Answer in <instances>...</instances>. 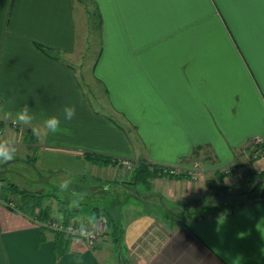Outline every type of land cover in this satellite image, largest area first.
<instances>
[{
    "label": "crops",
    "instance_id": "crops-1",
    "mask_svg": "<svg viewBox=\"0 0 264 264\" xmlns=\"http://www.w3.org/2000/svg\"><path fill=\"white\" fill-rule=\"evenodd\" d=\"M91 36L99 40L87 66L99 110L73 64L85 43L90 53ZM25 102L37 119L14 123ZM64 104L74 122L53 134L43 119L57 114L63 124L57 110ZM10 126L19 129L8 134L19 136L9 140L17 152L4 167L25 160L46 173L91 179L111 196L92 197L83 222L100 227L95 204L103 205L123 235L118 249L107 235L92 248L70 236L58 253L49 230L0 201V264H264V191L234 205L213 200L227 181L220 171L235 161L231 188L264 171V156L240 154L264 137V0H0L4 137ZM119 159L177 173L125 187ZM130 197L139 210L126 215Z\"/></svg>",
    "mask_w": 264,
    "mask_h": 264
},
{
    "label": "rangeland",
    "instance_id": "rangeland-1",
    "mask_svg": "<svg viewBox=\"0 0 264 264\" xmlns=\"http://www.w3.org/2000/svg\"><path fill=\"white\" fill-rule=\"evenodd\" d=\"M89 41H91V47L89 50L90 53H88V49L86 48L87 43H85V45L83 46V49L81 47L80 49H78L77 57L74 58L76 61L73 60L74 61L73 64H74V68L78 71V75L82 73V75L84 76L86 80L85 85H83V82L81 80V84L83 85V89L86 92V95L91 100L94 108L99 110L101 106V100H100L99 95L97 94L98 87L95 83L91 82L92 80L91 79V68L87 69L88 63L89 65H91L90 60L93 58L94 54L97 52V43L99 42V40L98 38L91 36V39H89ZM87 54L89 55L86 57ZM83 55L84 57L81 58L80 56H83ZM81 61H82V64H85L83 68L84 70L80 69V67L77 66V63ZM94 84L97 89L95 88ZM4 130L6 131V136L4 137L3 132L0 130L1 132L0 141L18 140L19 136H17V134L19 132L18 131L19 129L17 128V126H10L9 129H4ZM9 132H12L13 134L17 132V134L10 135L11 137L8 138ZM261 148H262V145L259 143H256L255 145L252 144L249 147H245L244 149L245 151L240 154L250 155L253 159H256L260 156L262 157L264 156V153L263 154L260 153ZM254 152H259V154L256 157H254L253 156ZM13 164L14 165L4 167L3 165H5V161L0 160V178L2 179V182H0V185H2L5 190H7L6 186L9 183H12V184L14 183L20 189L22 190L25 189L30 192H34L36 190L41 189L43 194H46V195L49 194L47 198L43 201V205L51 207V205L53 204V205H56L57 207L52 210L53 217L58 218L59 216H62V219H64L66 223L74 227H80L82 225H86L83 222L84 220H82L83 219L82 216L85 213L87 214V211L91 210L92 197L93 198L97 197L99 200L101 199L106 200L109 198V196H111L110 192H108L107 189H105L104 191V190L99 189V187L97 188V187L91 186V179L84 180L82 182L81 179L83 178L75 179L74 177L67 175L66 173H62V172L52 173V174L46 173V172H43L37 169V167H34L28 161H25V160L23 162L21 161V163L14 162ZM130 164H131V168L128 169L127 167L116 164V162H114V165L117 166L116 168L121 169L123 171L121 173L122 180L120 181V183L125 187L135 186L137 183V182H134V177H135L134 173H135V170L138 168L139 164L132 162V161L130 162ZM233 165L235 166V169L231 170V166ZM197 169H198V165H194L193 170L197 171ZM162 173L164 172L156 173V175L157 174L160 175ZM167 175H170V174H167ZM191 175L194 177L195 173L191 172ZM236 175H237V162L236 161L232 165L227 166L220 171L219 179L222 176L223 178H226L227 181H223V183L221 182L222 191L221 192L219 191V193L215 196V198H213V200H216L217 202H223L224 205L226 203H230L231 205L232 204L234 205L235 203L244 201L249 195V193L253 192L252 190L256 189L258 191L257 193H261L264 191V174L259 175L258 178L254 177L252 179V182L248 185L245 183L242 184V181H245V179L243 178L241 182H239L240 180L238 181L239 182L238 184H242V185L240 186L237 185L235 188H231L230 184L235 183L234 180L236 178ZM233 176H235V178ZM194 179H196V177L193 178L192 180L194 181ZM108 184H110V186L113 187V185L111 184H114V183H106L104 186ZM63 185H67V191L63 193V196L61 197V196H58L57 193L59 191V188ZM210 187H212L211 191H213V186L211 185ZM5 190H4L5 192L4 194L7 196L9 201L13 202L15 206L18 203L19 197L17 195L10 194L9 192ZM132 190L135 191L134 189ZM91 193H93V196H91ZM51 197H54L55 200L52 199ZM114 198L116 197L113 194L110 200ZM1 203L3 202L1 201ZM44 203H46L47 205ZM63 205H67L70 209H66V207ZM95 206H97L96 207L97 214L104 215L106 213L105 212L106 209L103 208V205L100 207L95 204ZM137 210L139 209H136V199L132 197L128 198V201L125 204H123V212H125L126 215L127 214L132 215L135 211L137 212ZM63 211L67 216L64 215ZM76 212H78L80 216L78 217V219H73L74 218L73 214ZM101 222H102L101 226L97 227L96 229L99 230V233L106 235L105 234V219L103 218V216H102ZM49 231H52V230H49ZM99 242H101V240L98 239L96 244H98ZM107 246L109 245L106 244L105 247L108 248ZM107 262L109 264H112V262L110 261H107Z\"/></svg>",
    "mask_w": 264,
    "mask_h": 264
},
{
    "label": "trees",
    "instance_id": "trees-1",
    "mask_svg": "<svg viewBox=\"0 0 264 264\" xmlns=\"http://www.w3.org/2000/svg\"><path fill=\"white\" fill-rule=\"evenodd\" d=\"M85 159H89L94 162H100L102 164H110L111 161L108 158H104L101 156H91L88 154L84 155ZM156 173H158V169L154 171H149V168L145 164H139L138 168L135 170L134 173V182H145L147 178L153 177ZM264 171L260 172L257 175H263ZM222 177V176H221ZM0 182H2V179L0 178ZM7 190L3 188L2 185H0V201H2L5 206L13 211L21 212L23 214H26L34 221L39 223L41 225V230L45 231L48 230L43 224L46 223L51 215V209L49 206H44L43 201L47 198L48 195L38 192H30L25 191L22 189H19L16 185L9 183L7 184ZM5 191L9 192L10 194L17 195L18 203L14 207H9L7 203L9 202V199L4 194ZM108 210V209H106ZM62 211V209H61ZM106 213L103 215V218L105 219V234L109 236L111 243L113 246L118 249L121 245L122 241V235H123V229L120 224L116 223L109 212L105 211ZM64 213V211H63ZM64 215H66L64 213ZM67 216V215H66ZM98 216H101V214H98ZM54 235L55 239V248L57 252H61L62 248L64 249L66 246V243L68 242L70 236L66 235L62 232L58 231H50ZM64 246V247H62Z\"/></svg>",
    "mask_w": 264,
    "mask_h": 264
},
{
    "label": "clouds",
    "instance_id": "clouds-1",
    "mask_svg": "<svg viewBox=\"0 0 264 264\" xmlns=\"http://www.w3.org/2000/svg\"><path fill=\"white\" fill-rule=\"evenodd\" d=\"M57 111H62L64 116V122L61 123V118L57 114L46 115L43 119V124L45 128L56 134L58 132H68L70 131L69 126L74 122V109L69 104H64ZM37 112L35 108L29 103L25 102L20 105L15 111L14 123H20L24 125H30L35 119H37ZM43 115V114H42ZM34 134L39 133V129H32ZM17 148L13 141L3 140L0 141V160H11L16 155ZM67 191V185H63L59 188L57 193L58 196H63V193ZM93 218L90 217V220Z\"/></svg>",
    "mask_w": 264,
    "mask_h": 264
},
{
    "label": "built area",
    "instance_id": "built-area-1",
    "mask_svg": "<svg viewBox=\"0 0 264 264\" xmlns=\"http://www.w3.org/2000/svg\"><path fill=\"white\" fill-rule=\"evenodd\" d=\"M256 143H259L262 145L260 153L263 154L264 153V137L259 136V137L253 138L249 142L247 147L251 146L252 144L255 145ZM244 151L245 150H243V152ZM258 154L259 152H254L253 156L256 157ZM115 162L116 164L123 165L127 167L128 169L131 168V164H130L131 161L129 160L119 159V160H116ZM234 169H235V166L234 165L231 166V170H234ZM162 172L170 174V175H174L175 173H177V170L173 168H170V169L164 168L162 169ZM7 205L9 207H14V204L12 201H9ZM52 214H53V211L51 212L49 220L43 224L47 229L52 230V231L62 232L69 236L81 238L89 248L96 246V243L101 236V233H99V230H97L94 227L87 226V225H82L80 227H74L66 223L64 219H62V216H59L58 218H56V217H53Z\"/></svg>",
    "mask_w": 264,
    "mask_h": 264
}]
</instances>
